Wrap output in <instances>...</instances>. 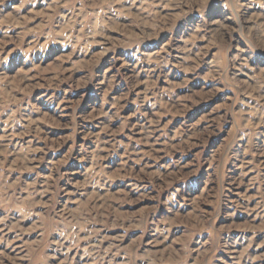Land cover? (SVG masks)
<instances>
[{"label":"rangeland","instance_id":"obj_1","mask_svg":"<svg viewBox=\"0 0 264 264\" xmlns=\"http://www.w3.org/2000/svg\"><path fill=\"white\" fill-rule=\"evenodd\" d=\"M0 264H264V0H0Z\"/></svg>","mask_w":264,"mask_h":264}]
</instances>
